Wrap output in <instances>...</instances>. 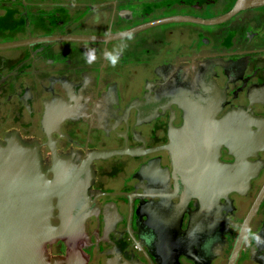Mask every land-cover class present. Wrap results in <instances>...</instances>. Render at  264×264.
Here are the masks:
<instances>
[{"label":"flooded vegetation","instance_id":"flooded-vegetation-1","mask_svg":"<svg viewBox=\"0 0 264 264\" xmlns=\"http://www.w3.org/2000/svg\"><path fill=\"white\" fill-rule=\"evenodd\" d=\"M10 140L84 217L49 261L264 264V3L0 0Z\"/></svg>","mask_w":264,"mask_h":264},{"label":"water","instance_id":"water-1","mask_svg":"<svg viewBox=\"0 0 264 264\" xmlns=\"http://www.w3.org/2000/svg\"><path fill=\"white\" fill-rule=\"evenodd\" d=\"M1 149L0 264H62L60 260L46 258V244L74 237L82 228L84 217H61L59 224H54L52 197L67 188H59L56 193L55 185L41 180L34 148L10 140ZM64 206L65 203L61 204L60 210L70 212ZM66 262L81 264L76 255Z\"/></svg>","mask_w":264,"mask_h":264}]
</instances>
